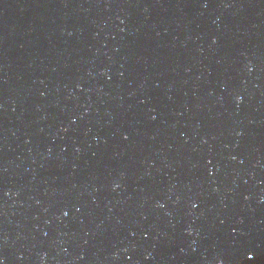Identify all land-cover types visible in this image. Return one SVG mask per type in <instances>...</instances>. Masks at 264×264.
<instances>
[{"label": "water", "instance_id": "obj_1", "mask_svg": "<svg viewBox=\"0 0 264 264\" xmlns=\"http://www.w3.org/2000/svg\"><path fill=\"white\" fill-rule=\"evenodd\" d=\"M0 259L264 264V0H0Z\"/></svg>", "mask_w": 264, "mask_h": 264}, {"label": "snow or ice", "instance_id": "obj_2", "mask_svg": "<svg viewBox=\"0 0 264 264\" xmlns=\"http://www.w3.org/2000/svg\"><path fill=\"white\" fill-rule=\"evenodd\" d=\"M252 257H249V259H251ZM0 264H4L3 260L0 259Z\"/></svg>", "mask_w": 264, "mask_h": 264}]
</instances>
